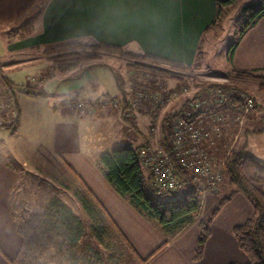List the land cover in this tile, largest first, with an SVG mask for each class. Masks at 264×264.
Wrapping results in <instances>:
<instances>
[{"label":"crops","instance_id":"obj_1","mask_svg":"<svg viewBox=\"0 0 264 264\" xmlns=\"http://www.w3.org/2000/svg\"><path fill=\"white\" fill-rule=\"evenodd\" d=\"M218 1L225 0H0V29L17 26L19 30L26 23L32 25L27 35L23 33L19 37L10 36L11 31L7 35L2 34L5 37L7 56H22L24 59L0 63V73L13 82L21 68L43 63V52L46 47L75 40H94L103 45L125 48L134 54H146L168 62L193 66L196 63L198 43L205 29L216 17ZM40 55L42 57H39ZM231 69L239 71L264 69V19L241 40L234 53ZM42 71L43 69L39 70L35 80L33 78L28 80H34L35 83L42 85L53 79L52 75L42 82L38 76ZM93 82L96 80L90 77L83 83ZM83 83L78 82L77 88ZM0 89L6 91L5 87L0 86ZM90 89H86L83 92L84 96L76 98L69 107L77 102L89 104L90 109L86 110L84 116L77 117L80 122L85 119L89 141L93 137H100V143H105V148L102 145L103 148L98 149L99 154L123 145L136 147L135 139L131 135L134 129H131V124L123 119L122 112L110 108L106 93L93 92ZM122 94L126 97L131 93L121 86L120 95L116 97L119 101ZM15 96L20 109V120L18 127L13 130V136L22 137L21 131L27 127V124L31 128L26 130L28 136L35 135L38 130L45 134L46 130H41L37 126L50 124L48 133L55 137L57 144V148L53 145V148L57 149V156L52 153L53 157L60 164L62 161L68 165L74 179L77 180V176H80L79 181L86 191V196L91 199V195L97 200L96 202L106 212L104 219L107 222L109 218L112 220L140 258H147L167 242L166 237L155 231L152 223L116 193L90 161L88 155L71 148L70 140L62 137L61 134L73 130L78 124L71 114L72 108L64 106L60 108L54 101L49 103L47 99L41 97H29L31 102L25 109L20 105L16 92ZM69 100L65 99L64 105ZM257 104L260 106V111H251L248 116L250 121L255 119V122L251 121L252 124L261 120L260 114L264 111L261 109L264 106L258 102ZM183 106L184 103L169 108L168 115L180 113ZM138 115L135 112L129 115L135 128L139 129L138 135L143 139L145 137V141L137 147H151V139L141 127L143 116ZM54 119L56 121L52 122ZM165 132L168 134L167 130L163 131ZM63 141L62 150L60 146ZM108 143L112 145H107ZM18 144H14L13 149L18 161L23 163L21 169L12 167L8 160L0 158V264H15L14 261L24 244V239L18 233L17 223L13 218V215H21L22 212H16L12 204L13 191L20 183V170L34 177L36 170L32 166L39 170L42 168L38 163L44 151L42 146L39 150L35 147L36 152L32 153L31 148H26L23 141L20 140ZM218 144L210 151L213 156L223 161L230 152L234 151L233 143L231 145V142H227V138H223ZM228 145L231 147L229 148ZM62 185L64 189L67 188L66 184L62 183ZM225 190H227L226 186L223 191ZM52 198L49 197L41 211L31 215L41 214ZM64 201L72 207L71 202V205L68 203L71 201L70 198ZM219 201L220 196L217 194L204 196L198 220L169 241L167 246L147 264H247L248 258L240 250L233 231L246 223L253 213V208L248 199L240 193L236 194L215 217L203 257L199 261L195 259L200 236L199 222L211 214ZM78 215L84 217L82 214Z\"/></svg>","mask_w":264,"mask_h":264},{"label":"trees","instance_id":"obj_2","mask_svg":"<svg viewBox=\"0 0 264 264\" xmlns=\"http://www.w3.org/2000/svg\"><path fill=\"white\" fill-rule=\"evenodd\" d=\"M239 0H225L216 3L217 14L214 21L207 27L198 43L196 63L186 66L162 60L146 54H134L127 49L103 45L94 40H75L46 47L44 54L56 64L57 70L66 72L71 69V64L79 57L78 53L86 51H100L122 57L127 61L126 67L138 73L152 77H162L178 82L191 78L203 58V42L205 35L215 28L226 10L233 8ZM41 9V8H40ZM41 10H39L40 12ZM264 19V0H251L239 10L236 35L237 40L229 49V62H232L234 53L243 37ZM32 29L26 23L19 30L29 34ZM14 34V32H11ZM88 57L89 55H82ZM231 74L239 81H257L259 88L264 90V69L257 71H239L233 69ZM1 76V75H0ZM4 87L14 100L13 111L15 118L9 128L0 127V130L18 127L20 109L14 92V86L5 76H1ZM33 97L47 96L46 93L36 95L33 89L26 87ZM233 90L237 88L224 83L204 87L205 90ZM121 90V86H120ZM197 97V96H196ZM252 111L259 110L260 106L254 100ZM127 98L122 94L120 106L126 108ZM243 103L235 96L223 107L240 109ZM186 106L184 104L183 108ZM262 109V108H261ZM212 111V109L207 110ZM207 112L199 111L189 118L197 121ZM179 114L169 117L173 119ZM264 117V111H262ZM167 145V138L164 139ZM145 146L133 147L123 145L111 151L100 154L96 162H92L103 175L108 184L125 201L132 205L146 220L166 229L167 242L156 249L147 258H140L126 237L119 231L112 220L113 228L121 237V242L131 252L139 264L149 263L169 241L180 235L184 230L194 224L200 215L203 204V195L199 185L193 181L191 174L177 166L179 175L184 179V184L176 192L158 194L153 187V176L146 167L141 151ZM215 148V147H214ZM222 182L213 194L220 196L218 205L211 214L199 222L200 236L196 246V261L203 257L204 249L210 238V227L215 217L223 207L238 193L244 195L253 208V213L248 217L243 226L234 229L240 250L247 256V264H264V165L256 161L245 152L235 151L224 159L221 167ZM223 183V184H222ZM146 185L148 187H146ZM224 185V187H223ZM227 187V190L223 189ZM222 189V190H221ZM90 195V193H89ZM152 195L169 197V200H157ZM82 198V205L89 221L79 216L61 197L55 195L41 214L27 216L13 215L17 223L18 233L24 239V244L16 257L15 264H120L122 257L111 252L107 244L108 230L105 228L103 218L106 212L97 200L90 195Z\"/></svg>","mask_w":264,"mask_h":264},{"label":"rangeland","instance_id":"obj_3","mask_svg":"<svg viewBox=\"0 0 264 264\" xmlns=\"http://www.w3.org/2000/svg\"><path fill=\"white\" fill-rule=\"evenodd\" d=\"M249 1L251 0H239L233 6V8L226 10L222 15L218 25L205 35L203 42V58L197 69L194 70L191 78L187 81L178 82L162 77H152L150 75L148 76L142 73L131 71L126 67L127 61L122 57L100 51H86L83 53L81 51V53H78L79 57H77L71 64V69H68L66 72H61L57 70L56 64L49 59L48 54H43V63L39 62L38 65H28L24 68H21L18 70V73H16L14 80H12V84L14 86L18 100L20 101V105L26 109L29 102H31L30 98H38L33 97L28 93V90L25 88L27 87L26 85L32 86L30 88L33 89V92L36 95L47 92V96L39 97L47 99L49 103L54 101L57 103L56 106L60 108H63V106L66 108L69 107L70 103L75 101L76 98L83 97V92H85L88 88H91L90 90L93 92L99 91L101 93H106L109 97L107 98L109 99L107 104L110 106V108L120 110L122 112L123 119L131 124V129H134L131 135L135 139L134 142L136 147L145 141V137L143 139V137L138 135L137 132L139 129L135 128L133 121L130 119V113L133 114V112H135L136 115L140 114L141 117L143 116L141 127L143 131L148 133V137L151 139V147H160L163 144L165 136L167 138L169 134L166 132L163 133V131L166 130V123L169 121V116H173V113L168 115L167 112L169 108L175 107L178 104H188L189 99L196 96L197 98H206L209 90L202 91V89L204 87L219 84L213 81V79L218 80L227 86L237 88V90L241 91L234 92L235 96L245 94L252 100H255L264 106V90L262 91V89L259 88V82L236 80L231 74V63L229 62V49L237 40L236 28L239 10ZM10 31L14 32V34H10V36L14 37H19L23 34L22 31L17 29V26H12L11 29H0L1 64L12 60L19 61L24 59L22 56L8 57L5 53L6 44L4 40L5 37L3 35L9 34ZM83 54L89 56L83 57ZM39 57L42 56L40 55ZM40 69H43V71L38 76L42 82L46 81V79L52 75L53 79H49L45 82V84L42 85L35 83V77L39 73ZM86 70H89L88 73H85ZM0 75L2 76L3 74L0 73ZM1 76L0 86L4 87L5 85L2 82ZM90 77L92 80H96V82L87 84L83 83ZM32 78L34 79V82L28 80ZM78 82L80 84L83 83V85H80V87L78 86L79 88L76 86ZM136 83L140 84L141 86H145L152 91H155L157 88H155V86H157V84H163L165 86V90L168 92L173 88L185 86L188 88V93L173 99L171 103L166 104V106L161 109L155 108L153 110H149L148 108L151 107L150 105L149 107H136L131 104L133 101L135 102L136 94L140 93V89H135ZM120 86H122V88L125 87L126 91L129 90L131 93L130 95L126 96V108L120 106V101L118 98H116L118 95H120ZM74 88L77 90H73ZM5 89L6 91L0 89V112L2 113H0V127L9 128L12 126L15 118V113L12 109L14 100L10 96V93L7 91L6 87ZM65 99H70L68 103L66 101V106L63 103ZM74 105L75 103L69 108H72L73 112L71 111V114H73V118H75V123L78 122V124L73 130L67 131V133L61 135L63 138H65V140L66 138L70 140L71 148L80 151L82 154L86 153L91 162H96L100 156L98 149H102L105 146V143H100V137H93L89 141L90 138L87 137L88 128L84 123L85 119L80 122L78 121L79 118L77 116H84L86 110L90 108H85L82 114H78L75 111ZM262 109L264 110V107ZM212 113L222 117L220 123L215 125H212L209 121L206 122L207 129H211V137L213 140H215V148L217 145H219L218 142L220 140L222 141L223 138H227V142H231V145L233 143V150L235 152H245L249 156L253 157L256 161L264 165V117L262 114H260L261 120L252 124V122H255V119L251 120L252 122L248 120V116L250 114H243L241 111L237 109L235 110L232 107H215L212 109V111H210V114ZM210 114H207L205 119L210 118ZM55 121L56 119H54L52 122ZM49 125L50 124H39L37 126V128L41 130H46L45 134L38 130L35 135L29 134L28 136V134H26V130H30L31 128L27 124V127L21 131L22 137L13 136V130L11 129L0 130V158L8 160V163L16 169H21V165L23 164L22 162L18 161L13 149L20 140L23 141V144H25L26 148H31L32 153L36 152L34 149L35 147L39 150L40 146H42L41 148L44 149L41 156L42 159L44 157L45 158L43 161H41V159L38 162L42 168L39 170V168L36 169L34 166H32L36 170L34 172L36 176L33 177L27 174L25 171L23 172L20 170V183H18L14 189L12 197L14 209L18 213L24 211V214L29 216L32 213L41 211L49 197L52 198L54 195H59L63 199H67V201L70 198L71 201H68V203L70 204L71 202L76 213L80 215L82 214L84 217H81L84 220L89 221L88 217L86 216L85 209L81 203L82 198L86 196V191H84L83 186L79 181L80 176H77L76 174L78 179H74V175L71 173L68 165L62 161L60 164L53 157L52 153L57 156V144L54 140L55 137H52V135H49L48 133L50 130ZM226 129L229 131L225 135V131H227ZM245 130L249 131V133H246L247 131ZM217 131L219 132L218 134ZM47 134L48 136H46ZM96 141L99 142L96 143ZM61 144L62 145L60 146V149L63 148L64 141L61 142ZM53 145L56 148H53ZM107 145L112 144L108 143ZM228 147L230 148L231 146L228 145ZM216 157L217 156L215 155L213 156V162L215 163L216 167L215 169L221 170L224 160L220 161ZM62 183L67 185L66 189L63 188L64 186ZM146 187L148 186L146 185ZM152 196L157 198V200L170 199L169 197H159L156 195ZM102 220L105 228L108 230L109 238L107 239V244L110 245L109 250H111L113 254L119 256V258L120 256L122 257L120 264H139V262L136 261V259L132 256L131 252L121 242V237L113 228L112 223L110 221L107 222L104 218ZM151 225L160 235L167 237L165 235L166 229L157 224L154 225V223Z\"/></svg>","mask_w":264,"mask_h":264},{"label":"built area","instance_id":"obj_4","mask_svg":"<svg viewBox=\"0 0 264 264\" xmlns=\"http://www.w3.org/2000/svg\"><path fill=\"white\" fill-rule=\"evenodd\" d=\"M213 81L221 83L215 79ZM155 88V91H152L136 83L135 89H140V93L136 94V100L131 104L136 107H149L150 105L149 110L161 109L173 99L188 93V88L185 86L173 88L169 92L165 90L163 84H157ZM234 92L233 90L215 89L209 90L206 98H190L188 104L186 103L187 105L180 111V115L166 123V130L169 133L167 145L142 149L141 157L153 176V187L158 194L176 192L184 184V179L176 169V163L181 169L191 174L193 181L199 185L202 198L217 191L222 182V175L220 170L215 169L213 154L210 151L215 147V140L212 139L211 129H207L206 122L209 121L215 125L220 123L222 117L215 113L210 114L207 110L228 104L229 100L235 97ZM237 97L243 103L242 107L237 110L243 114H249L254 108V100L245 94ZM74 108L78 114H82L84 109L90 106L77 102ZM204 110L210 114V118L205 119L207 117L205 114L195 122L189 120L193 114Z\"/></svg>","mask_w":264,"mask_h":264}]
</instances>
